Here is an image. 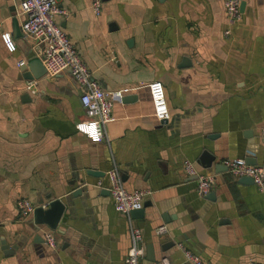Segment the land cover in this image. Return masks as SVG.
Returning a JSON list of instances; mask_svg holds the SVG:
<instances>
[{
	"label": "crops",
	"instance_id": "1",
	"mask_svg": "<svg viewBox=\"0 0 264 264\" xmlns=\"http://www.w3.org/2000/svg\"><path fill=\"white\" fill-rule=\"evenodd\" d=\"M91 1L57 0L69 14L54 19L103 89L128 88L113 100L99 140L75 126L87 116L68 71L30 78L33 93L25 88L37 52L13 29L19 0H0V32L14 44L8 50L0 38V264H124L130 224L140 230L137 264L162 256L195 264L179 242L200 264H264V188L221 162L252 158L264 167V0H241L228 33L223 0H100L97 14ZM152 79L162 82L169 109L160 122L151 114ZM204 154L213 156L209 166ZM185 158L214 174L205 194L184 172ZM112 163L125 189H150L141 217L117 212L94 185ZM81 184L92 192L65 206L61 232L33 228L32 213H18L20 197L45 208ZM161 223L167 230L157 234Z\"/></svg>",
	"mask_w": 264,
	"mask_h": 264
},
{
	"label": "built area",
	"instance_id": "2",
	"mask_svg": "<svg viewBox=\"0 0 264 264\" xmlns=\"http://www.w3.org/2000/svg\"><path fill=\"white\" fill-rule=\"evenodd\" d=\"M241 0H223V11L227 26L224 33L229 32V25L235 22L240 16L239 3ZM100 0H92L90 3L92 11L99 12ZM66 17L69 11L60 6L57 0H19L17 15L19 16V29L23 37L30 39L31 46L36 50L37 55L44 68V75L54 76L61 71H68L74 79L78 89V99L82 109L87 116L75 123L78 130L85 133L93 140L101 139L104 134V124L113 118L111 107L113 100L128 88L122 87L114 90H105L91 77L90 70L81 59L76 47L69 40L64 29L55 21L54 15ZM0 38L8 50L14 49L8 31H1ZM21 60L17 64H21ZM34 79H28L25 88L34 92ZM148 96L151 103V114L157 121H162L169 116V109L166 102L164 86L158 79L147 82ZM260 136L264 140V126L260 128ZM222 164L228 173L234 177L247 175L259 189L264 188V167L262 165L247 163L242 157L224 158ZM183 170L186 174L192 175L196 182L198 194H205L214 182V174L199 172L194 163L189 159L182 160ZM106 180L103 182L97 179L94 183L97 187H104L108 190L114 209L129 216V211L139 206L142 198L150 193V189L139 188L128 191L122 184L117 166L112 163L105 171ZM18 213L21 217L30 215L35 205L25 197L16 200ZM167 230L166 225L158 224L154 231L163 234ZM130 245L123 258L124 264H137L138 256L141 254L139 244L140 230L138 227L129 226ZM44 242L47 246L54 245V237L50 231L43 232ZM185 259L195 264H200V259L180 242ZM160 264H171L167 256H162ZM248 264H259L249 260Z\"/></svg>",
	"mask_w": 264,
	"mask_h": 264
},
{
	"label": "water",
	"instance_id": "3",
	"mask_svg": "<svg viewBox=\"0 0 264 264\" xmlns=\"http://www.w3.org/2000/svg\"><path fill=\"white\" fill-rule=\"evenodd\" d=\"M239 5V8L241 6ZM13 29L16 33H19V24L16 17H13ZM29 68L31 69V74L27 77L30 78H37L41 74L44 73V68L40 62V59L37 55L30 54V61L28 62ZM205 157L203 162H206L205 165L209 166L212 162L213 156L204 154L202 155ZM247 163L255 164V160L252 158L245 160ZM214 167L216 164H213ZM223 165V164H222ZM224 168H226L224 166ZM88 173L94 176H101L103 172L96 171V170H87ZM194 177V176H193ZM240 180L243 181H252V178L247 175L239 176ZM91 186L88 184H81L73 187L65 196L54 198L48 202V205L43 208L42 206H35L32 211V218H31V225L33 228H36L39 224H46L48 227L55 229V232L63 231V228L60 226L62 225V216L64 214L65 206L69 207L73 203V198L80 197V201L84 200L86 196H90ZM100 194H108V190L104 187H99ZM72 198V199H71ZM143 207L144 203L141 206H137L129 211V217H141L143 215ZM60 223V225H59ZM40 239L39 236H34V240Z\"/></svg>",
	"mask_w": 264,
	"mask_h": 264
}]
</instances>
